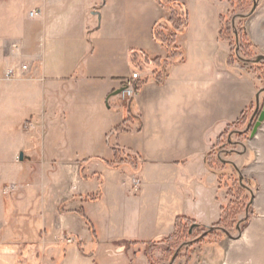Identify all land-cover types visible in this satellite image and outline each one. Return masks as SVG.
Listing matches in <instances>:
<instances>
[{
	"label": "crops",
	"instance_id": "obj_1",
	"mask_svg": "<svg viewBox=\"0 0 264 264\" xmlns=\"http://www.w3.org/2000/svg\"><path fill=\"white\" fill-rule=\"evenodd\" d=\"M211 1L184 0L187 25L166 26L168 39L159 0H0L3 118L44 128L19 138L42 160L0 215V264H123L157 224L196 220L178 189L214 180L205 156L256 92L228 61Z\"/></svg>",
	"mask_w": 264,
	"mask_h": 264
},
{
	"label": "rangeland",
	"instance_id": "obj_2",
	"mask_svg": "<svg viewBox=\"0 0 264 264\" xmlns=\"http://www.w3.org/2000/svg\"><path fill=\"white\" fill-rule=\"evenodd\" d=\"M183 2L159 0L158 37L167 35L169 39L172 35L166 26L176 33L187 25ZM209 5L217 18L215 24L220 26L228 61L238 72L252 77L255 97L244 110L243 121L226 128L214 144L210 157L214 180L211 182L208 174L199 175L197 181L178 186L189 215L196 218L194 224L181 221L166 229L162 222L157 224L152 242L130 253L123 264H143L147 258L152 264H264V122L256 135L249 137L264 104V0H214ZM132 97L118 98L129 101ZM3 113L0 108V215H10L20 193L14 183L33 181L37 175L32 171L42 160L26 159L25 152L20 160L19 138L24 134L40 137L44 128L34 126L30 118L11 128ZM22 162L30 173L17 175L16 170H10ZM65 164L71 165V160Z\"/></svg>",
	"mask_w": 264,
	"mask_h": 264
},
{
	"label": "built area",
	"instance_id": "obj_3",
	"mask_svg": "<svg viewBox=\"0 0 264 264\" xmlns=\"http://www.w3.org/2000/svg\"><path fill=\"white\" fill-rule=\"evenodd\" d=\"M32 15V13H30ZM22 68L25 69L26 68V65H22ZM13 73V70L12 69H8L7 72H6V75L7 76H11V74ZM138 72L137 71H134L132 74H131V79L128 80L126 83H124L123 85V90L119 93V97L122 98V99H128L130 97L133 96L134 94V89L136 87V80L138 79Z\"/></svg>",
	"mask_w": 264,
	"mask_h": 264
},
{
	"label": "trees",
	"instance_id": "obj_4",
	"mask_svg": "<svg viewBox=\"0 0 264 264\" xmlns=\"http://www.w3.org/2000/svg\"><path fill=\"white\" fill-rule=\"evenodd\" d=\"M243 116H244V111L242 112V114L240 115V118L238 119L239 121H237L236 123H234L233 125L227 127V130L230 128V127H235L237 126L238 122H241L243 121ZM245 134V132L243 133ZM224 135V132L220 134V136L218 137L217 141H216V145L219 143V140L223 137ZM214 151H215V146H213L211 148V150L206 154L205 156V161L208 165V167H210V157L214 154ZM181 221H185V222H192V224H194L193 220L189 219V218H184V217H176L175 221H174V225L176 226L178 223L177 222H181ZM173 237V234L168 236L167 239ZM147 264H152V261H151V258H148V263Z\"/></svg>",
	"mask_w": 264,
	"mask_h": 264
},
{
	"label": "water",
	"instance_id": "obj_5",
	"mask_svg": "<svg viewBox=\"0 0 264 264\" xmlns=\"http://www.w3.org/2000/svg\"><path fill=\"white\" fill-rule=\"evenodd\" d=\"M252 10H253V9H252ZM123 88H124V87H120V88L116 89V90L112 93V95H117V94H119V93L123 90ZM257 95H258V94H257ZM257 95H256V96H257ZM253 117H254V116H252L251 120L253 119ZM251 120H250V121H251ZM263 122H264V104H263L261 110L259 111V113H258V115H257V117H256V119H255V121H254V123H253V125H252V127H251V130H250V133H249V137H250V138H253V137L256 135V133L258 132V130H259V128L261 127V125L263 124ZM19 159H20V160L22 159V154H21V153L19 154Z\"/></svg>",
	"mask_w": 264,
	"mask_h": 264
}]
</instances>
